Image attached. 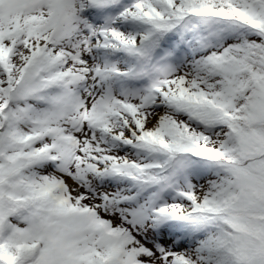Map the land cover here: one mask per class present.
Masks as SVG:
<instances>
[{"label":"snow or ice","instance_id":"6c2138e0","mask_svg":"<svg viewBox=\"0 0 264 264\" xmlns=\"http://www.w3.org/2000/svg\"><path fill=\"white\" fill-rule=\"evenodd\" d=\"M0 264H264V0H0Z\"/></svg>","mask_w":264,"mask_h":264}]
</instances>
